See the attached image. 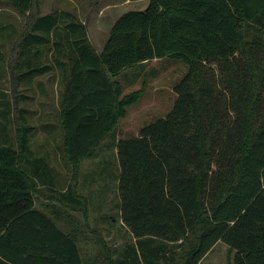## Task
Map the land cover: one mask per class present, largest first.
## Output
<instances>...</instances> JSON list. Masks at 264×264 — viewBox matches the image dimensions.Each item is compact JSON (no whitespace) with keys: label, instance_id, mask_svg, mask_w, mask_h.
Instances as JSON below:
<instances>
[{"label":"trees","instance_id":"16d2710c","mask_svg":"<svg viewBox=\"0 0 264 264\" xmlns=\"http://www.w3.org/2000/svg\"><path fill=\"white\" fill-rule=\"evenodd\" d=\"M2 1L31 13L37 0ZM29 18L13 73L28 81L60 70L73 181L142 96L124 93L120 76L133 83L154 59L189 66L172 110L117 140L119 210L134 245L119 261L110 248L90 264H174L177 255L200 264L219 242L234 264H264V0H149L116 19L99 53L72 12ZM34 131L20 121L17 146L0 141V264H85L74 213L87 219L86 197L70 183L56 189L46 158L31 150ZM40 186L58 206L35 209Z\"/></svg>","mask_w":264,"mask_h":264},{"label":"rangeland","instance_id":"374dc122","mask_svg":"<svg viewBox=\"0 0 264 264\" xmlns=\"http://www.w3.org/2000/svg\"><path fill=\"white\" fill-rule=\"evenodd\" d=\"M145 4L136 0H37L31 13H21L0 0V141L15 147L19 122L25 121L33 126L31 150L35 155L46 158L56 179V189L65 191L70 183L77 187L81 196L86 197L87 219L81 212L74 213L84 231L78 247L85 264H90L96 256L105 258L104 254L110 248L113 260L119 261L127 247L134 245L120 216V166L116 142L119 138L137 135L141 127L165 117L172 110L176 99L174 86L185 76L189 66L183 60L154 59L144 63L143 73L135 82L127 83L124 76H120L118 79L124 85V93L140 90L142 96L127 108V115L116 124V133L101 144L93 157L85 158L79 176L73 181L72 168L63 148L60 111L64 81L61 72L56 68L28 81L19 80L17 73H13L20 61L18 44L21 34L29 27L32 13L46 14L59 9L72 12L85 24L87 37L99 53L115 19L128 10L144 8ZM51 56L49 53L43 59L44 63H50ZM134 71L129 70V74ZM52 197L46 187L40 186L35 209L43 211L47 205L58 206ZM57 223L61 230L68 231L63 221ZM234 257L235 252L219 242L200 264H234ZM104 264L107 263L104 261ZM174 264H181L179 255L175 257Z\"/></svg>","mask_w":264,"mask_h":264},{"label":"crops","instance_id":"0c3cea01","mask_svg":"<svg viewBox=\"0 0 264 264\" xmlns=\"http://www.w3.org/2000/svg\"><path fill=\"white\" fill-rule=\"evenodd\" d=\"M136 2H138V3H146L145 5L147 6V4H148V2H149V0H136ZM146 6L144 7V8H141V9H139V10H143V9H145L146 8ZM59 10V9H58ZM117 19V18H116ZM116 19H115V21H116ZM114 21V22H115Z\"/></svg>","mask_w":264,"mask_h":264}]
</instances>
